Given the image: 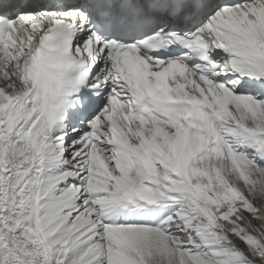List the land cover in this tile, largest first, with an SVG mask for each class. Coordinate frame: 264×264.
I'll list each match as a JSON object with an SVG mask.
<instances>
[{
    "label": "snow or ice",
    "instance_id": "snow-or-ice-1",
    "mask_svg": "<svg viewBox=\"0 0 264 264\" xmlns=\"http://www.w3.org/2000/svg\"><path fill=\"white\" fill-rule=\"evenodd\" d=\"M0 264H264V0H0Z\"/></svg>",
    "mask_w": 264,
    "mask_h": 264
}]
</instances>
